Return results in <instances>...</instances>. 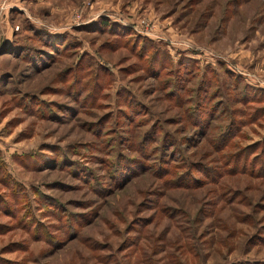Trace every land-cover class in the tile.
<instances>
[{"label":"rangeland","instance_id":"374dc122","mask_svg":"<svg viewBox=\"0 0 264 264\" xmlns=\"http://www.w3.org/2000/svg\"><path fill=\"white\" fill-rule=\"evenodd\" d=\"M14 1L0 264H264V0Z\"/></svg>","mask_w":264,"mask_h":264},{"label":"crops","instance_id":"0c3cea01","mask_svg":"<svg viewBox=\"0 0 264 264\" xmlns=\"http://www.w3.org/2000/svg\"><path fill=\"white\" fill-rule=\"evenodd\" d=\"M7 2L9 3V5L11 6L12 9H18L19 8V9H21V10L26 12V9H24V7H20L21 4L19 2H15L14 0H7ZM2 28L3 29H1V32H0V42H4V41L7 42L11 38V33L13 32L12 28L11 27H7V26H4Z\"/></svg>","mask_w":264,"mask_h":264},{"label":"trees","instance_id":"16d2710c","mask_svg":"<svg viewBox=\"0 0 264 264\" xmlns=\"http://www.w3.org/2000/svg\"><path fill=\"white\" fill-rule=\"evenodd\" d=\"M36 31L38 32V35H39L38 40H40L41 43H47V44H49V43L51 42V40H52V41H54V40H58V39H56L58 36L53 35V34H49V33H48L47 31H45V30L38 31V30H34V29H33V32H34V33H37ZM1 43H2V42H0V44H1ZM161 56H162V55H161ZM154 57H155L156 59H158L157 54H155ZM190 60H191V59H190ZM190 60L187 59L186 61H190ZM160 61H161L162 63L165 62V61H164V58H161Z\"/></svg>","mask_w":264,"mask_h":264},{"label":"built area","instance_id":"2783aa9c","mask_svg":"<svg viewBox=\"0 0 264 264\" xmlns=\"http://www.w3.org/2000/svg\"><path fill=\"white\" fill-rule=\"evenodd\" d=\"M9 8H11L9 3L6 0H1L0 1V17H2L5 11H7Z\"/></svg>","mask_w":264,"mask_h":264}]
</instances>
